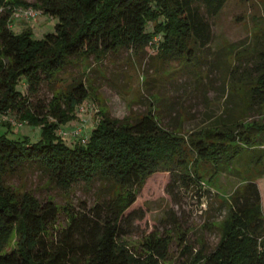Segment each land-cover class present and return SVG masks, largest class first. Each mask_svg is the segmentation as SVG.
<instances>
[{
  "label": "trees",
  "instance_id": "trees-1",
  "mask_svg": "<svg viewBox=\"0 0 264 264\" xmlns=\"http://www.w3.org/2000/svg\"><path fill=\"white\" fill-rule=\"evenodd\" d=\"M227 1L0 0V117L13 114L20 124L41 129L35 142L26 136L10 139L5 133L0 135V264H164L169 237L151 233L142 249L132 251L121 240L123 224L132 223L139 210V194L158 174L168 175L167 187L178 177L201 182L198 170L188 167L183 145L189 143L193 149V162L212 166L213 177L223 166L228 168L245 157L255 158L256 166L264 164L260 158L264 124L241 117L249 109L260 116L264 112V46L257 42L247 49L248 58L253 59L250 68L240 75L239 65L232 69L233 78L238 77L242 87L232 84L230 94L240 89L247 99L246 110L229 123L201 129L190 140L164 129L151 112L132 122L100 114L84 144L67 146L57 130L75 120L76 108L89 96L85 83L74 80L54 91L46 106L33 107L30 102L43 82L52 83L75 58L100 61L121 49L156 44L163 59L196 60L211 41L207 18L217 16ZM19 7L55 18L54 33L41 39H34L31 29L13 33L8 22L12 10ZM149 23L152 32H146ZM248 58L237 51L232 59L240 62ZM22 81L27 87L25 95L17 89ZM0 123L11 130L9 122ZM25 165L37 166L61 189L98 177L123 193L116 196L111 218H103L98 211L78 213L63 208V227L60 210L52 201H40L7 183ZM261 178L259 172L244 180L243 189L236 192L219 224L216 247L208 255L198 252L188 264H264V206L256 183ZM178 240L186 252L185 233ZM12 242L14 248L7 251Z\"/></svg>",
  "mask_w": 264,
  "mask_h": 264
},
{
  "label": "rangeland",
  "instance_id": "rangeland-1",
  "mask_svg": "<svg viewBox=\"0 0 264 264\" xmlns=\"http://www.w3.org/2000/svg\"><path fill=\"white\" fill-rule=\"evenodd\" d=\"M18 9L30 8L12 10L8 27L13 33L31 29L34 39L54 33L55 18L36 11L33 19H16L13 13ZM201 12L205 15L203 8ZM207 21L211 27V41L194 61L163 59L157 53L156 44L138 50L121 49L100 61L92 57L75 58L52 83L43 82L38 93L30 97V102L33 107L46 106L54 91L64 89L74 80L81 79L85 83L88 98L76 108L75 120L61 127L67 135L59 137L67 146L84 144L83 140L89 137L100 114L132 122L151 112L164 129L189 137L188 140L201 129L229 123L246 110L247 99L243 92L238 89L230 94V86L240 84L238 77L233 78L232 69L239 65L238 74H243V69L252 65L249 50L257 46L256 42L264 46V0H228L218 15L208 17ZM152 30L149 23L146 32ZM230 47L233 50L228 51ZM237 51L249 60H233V53ZM17 89L26 94L24 81ZM260 115L249 109L241 117L247 122L264 124V112ZM2 121L9 122L11 130L0 123V135L5 133L10 139L26 136L31 142L40 138V127L20 124L13 114L0 117ZM183 150L189 169L198 170L203 177L201 182L192 183L178 177L177 182L167 187L168 175L158 174L139 194V210L133 215L132 223L123 224L125 236L121 240L132 251L142 249L144 239L151 233L169 237L171 244L164 264H188L198 252L204 255L212 252L219 241V224L233 203L232 198L243 189L244 180L259 172L262 178L256 183L264 206V164L256 166L255 158L245 157L228 168L223 166L219 175L213 177L209 163L193 162L195 154L189 143L183 145ZM262 152L260 158L264 161ZM7 183L17 190L30 192L40 201H52L60 210V226L66 224L63 208L78 213L98 211L103 218H111L116 196L123 193L112 182L98 177L89 183L79 181L68 189H61L35 165L19 168ZM182 232L188 247L186 252L179 246ZM12 248L13 242L6 250Z\"/></svg>",
  "mask_w": 264,
  "mask_h": 264
},
{
  "label": "built area",
  "instance_id": "built-area-1",
  "mask_svg": "<svg viewBox=\"0 0 264 264\" xmlns=\"http://www.w3.org/2000/svg\"><path fill=\"white\" fill-rule=\"evenodd\" d=\"M13 16L16 19H24V20L33 19L36 16V11H34L32 9H18V10L14 11ZM157 41H158V38H155L154 42H157ZM75 134H76V132H74L73 134L71 133L72 136H74ZM57 135L58 136H61V135L66 136L67 133L60 128L57 130ZM83 141H85V140H83Z\"/></svg>",
  "mask_w": 264,
  "mask_h": 264
}]
</instances>
